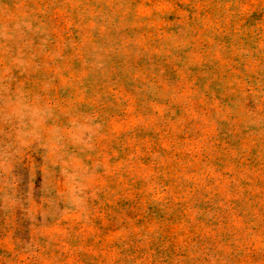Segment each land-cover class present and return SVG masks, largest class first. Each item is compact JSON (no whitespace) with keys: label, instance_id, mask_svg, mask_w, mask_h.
<instances>
[{"label":"rangeland","instance_id":"obj_1","mask_svg":"<svg viewBox=\"0 0 264 264\" xmlns=\"http://www.w3.org/2000/svg\"><path fill=\"white\" fill-rule=\"evenodd\" d=\"M0 264H264V0H0Z\"/></svg>","mask_w":264,"mask_h":264}]
</instances>
